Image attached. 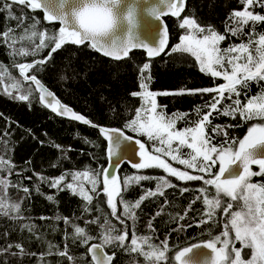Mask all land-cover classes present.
I'll list each match as a JSON object with an SVG mask.
<instances>
[{"label":"snow or ice","instance_id":"1","mask_svg":"<svg viewBox=\"0 0 264 264\" xmlns=\"http://www.w3.org/2000/svg\"><path fill=\"white\" fill-rule=\"evenodd\" d=\"M144 2L147 4L148 0ZM239 2L242 10L233 9L229 13L224 33L219 32L213 25L206 24L194 13L186 14L179 22V28L185 30L184 34L179 37L177 44L165 52L168 29L162 23V18L169 15L180 18L185 12L187 0H158V3L144 9L147 17L151 19L145 17L142 12L138 13L136 4L126 3V0H3L0 11H6L10 20L18 22L16 29L22 28L29 17L23 12L19 16L15 15L13 5L23 6L30 12L39 10L44 14V21L57 23L59 27L57 32L49 36L46 29L36 30L39 20L32 17V29H24L19 37L16 35V29L11 26L0 32V39L13 46L21 43L26 37L29 39L39 37V43L33 40L34 47L31 51L22 48L16 54L25 56L37 54L42 48L49 46L46 39L52 44L47 55L41 59L18 63L15 66L20 79L11 78V83H5L0 78V92L14 100L29 101L33 95V88L26 86L34 85L35 91L39 93V102L45 107L57 115L67 116L91 127H99L107 142L106 156L111 158L110 167L65 172L48 180L50 188L70 190L73 195H79L88 204H91L98 195L106 197L110 216L122 226L118 229L107 218L102 223L98 219L86 221V225L98 223L102 229L101 242L90 243L96 237L88 233L86 226L72 224L73 239L87 246L86 251L91 257L92 264H113L116 247L130 254L138 253L150 264H156L161 260L169 264H264V184L251 182L252 177L264 176V91L256 95H249L248 91L251 83L264 82V33L256 32V25L264 24V14L254 11L256 7L264 9V0ZM245 28H248L247 32L244 31ZM240 36H246L247 39L225 48L220 47V44L229 37ZM67 44L89 47L115 60L129 58L130 53L137 49L146 50L149 62H144L137 68L140 81L138 86L141 91L130 93L133 97H140L142 103L135 109L134 117L125 123L124 128L96 125L68 105L62 104L52 91L41 84L37 73L41 68L47 67L54 60L53 54ZM162 53L169 56L173 53L189 54L198 63L202 73L213 79H222L224 83L177 93L150 90L148 85V81L152 79L150 60ZM30 71L33 74H29ZM62 71L65 74H62L60 79L68 80L70 77L66 73L76 70L69 62ZM171 94L214 95L195 109L199 117L197 121L178 129L177 119H185L189 114L185 113L179 117L173 114L170 117L164 111L166 106L159 105L156 99L158 95ZM225 100L231 103L221 107ZM203 108L207 111L202 112ZM214 113L231 116L233 119L238 116L244 123L253 120L257 122L250 124L246 135L238 139L231 137L227 129L239 127V124L215 125L212 126L211 132L207 131L212 123L210 117ZM125 129L138 136H145L148 141H152L151 147H147L140 139L127 135ZM217 134L222 135L223 140L213 143ZM56 147L63 150L60 145ZM184 149L189 151L184 152ZM68 150L71 151L70 146ZM136 152H139V160L132 162L131 166L134 169L157 168L180 181H202L204 186L197 189L200 195L191 201L189 209L178 218L183 221L187 211L191 210V204L203 198L205 209L202 218L195 222V226L200 227L214 221L220 223L216 218V210L222 208L223 217L227 218L223 221L222 230L215 235L209 232L210 238L199 243L193 242L187 246H174L170 249L169 236H165L159 244L153 242L156 233L152 223L154 216L147 224L152 234H137L134 227L137 220L136 210L141 208L146 199L157 195L164 196L162 188H175L177 185L164 176L156 178L140 175L121 180L116 171L120 161L124 156L131 160L130 153ZM173 163L183 165L184 170L174 167ZM252 165H258L259 171H253ZM12 168L11 161L0 157V170L6 169L8 175H11ZM214 168L217 170L213 171ZM35 175L39 181L45 180L40 174ZM69 175L71 181L65 183ZM27 179L31 180L32 177L29 176ZM152 179L158 181L155 190H146L135 201L124 199L122 194L127 191L129 185ZM9 188L15 189L17 185L13 184L8 176L0 177V214L8 216L15 213V218L19 219L21 205L8 201L5 193ZM209 188L215 190L211 196ZM22 191L30 194L27 187ZM36 191H39V187ZM187 191L189 188L184 187L181 194ZM222 195L228 198L226 205L221 199ZM48 199L51 200L53 197L49 195ZM164 204L167 205L168 201L165 200ZM234 204L237 209L235 211ZM161 214V211H157L155 215ZM63 221L65 224L72 223L69 217H63ZM128 221L132 222L131 227ZM192 226L178 224L172 231H186ZM28 230L32 229L28 227ZM65 235L67 238V233ZM237 244L240 247H237ZM109 245L113 246L111 254L105 251V247ZM12 247L13 245H7L0 248V255L29 254L25 252L22 244L14 246L16 252H10ZM246 249L251 251L248 252ZM170 251L173 252V256H166ZM56 254L67 258L70 264L74 262L67 244ZM39 255L43 257L44 254ZM153 257L155 261H152ZM0 264L7 262L0 260Z\"/></svg>","mask_w":264,"mask_h":264},{"label":"trees","instance_id":"2","mask_svg":"<svg viewBox=\"0 0 264 264\" xmlns=\"http://www.w3.org/2000/svg\"><path fill=\"white\" fill-rule=\"evenodd\" d=\"M3 0H0V7ZM242 10L239 0H187L185 12L180 18L164 17L168 29V44L165 52L179 42V37L184 34L179 28V22L188 13H194L206 24L213 25L219 32L224 33L226 18L233 10ZM13 13L19 16L22 12L29 17L20 29H16L17 21L10 20L6 11H0V32L7 30L10 26L16 29V35L23 34L24 29H32V17L39 20L36 30H47L49 36L58 31L56 23H48L43 20L39 10L30 12L23 6L13 5ZM255 12L264 14V9L254 8ZM245 32L248 28L244 29ZM256 32L264 33V24L256 25ZM246 36L229 37L220 44L221 48L228 47L232 43H240L246 40ZM39 43V37L25 38L16 45L6 44L0 39V78L5 83H11V78H19V71L15 67L18 63H29L33 60L46 56L52 44L46 39L49 46L42 48L35 55L16 54L20 49L31 51L34 43ZM54 55V60L47 67L39 70L38 79L41 83L52 91L55 96L65 105L71 107L76 113L84 115L93 123L106 128H124L135 109L140 104L139 97H133L131 92L139 91V79L137 68L144 62H149L145 53L134 50L129 58L121 60H111L96 53L89 47L75 46L67 44L58 50ZM71 63L75 72L68 71V80H61L60 76L65 74L62 70L65 65ZM151 77L148 81L149 89L157 92L177 93L187 89H197L212 87L223 83L222 79H213L211 76L199 70L197 62L189 54L173 53L151 58ZM29 74H33L31 71ZM74 77V78H73ZM26 87H32L27 85ZM33 88V87H32ZM249 95H256L264 91V82L250 84ZM15 95V92H14ZM214 94L188 95L171 94L158 95L156 97L159 105H165L164 111L168 113L178 112L189 114L187 122L199 119L195 113L198 106H202L206 100ZM227 95V94H226ZM243 99V97H242ZM231 103L225 100L223 107ZM207 111L206 108L202 112ZM212 121L207 131L211 132L212 126L237 125L239 127L228 128L231 137L242 138L252 123L257 121L242 122L237 116L218 115L216 113L210 117ZM126 134L131 135L142 142L147 141L125 129ZM8 133V135H4ZM223 136L217 134L213 143H219ZM43 141V143H41ZM56 145L62 146L63 150L57 149ZM69 146L71 151H69ZM0 157L11 161L13 166L12 174L8 175L7 170H0V177L8 176L10 181L17 185V188H9L5 195L10 203H20V217L15 218V213L5 216L0 214V248L13 245L10 252H16V244H22L25 252L29 254L21 255H0V260L7 264H70L65 257L56 254L68 245L69 254L74 257L72 264H91L87 255V246L79 240L73 239L72 224L87 228L89 234L96 237L90 243H100L102 229L99 224H87L86 221L98 219L103 222L105 218L111 220L118 229L122 226L110 216V209L106 202V197L96 196L91 204L84 201L79 195H73L70 190H58L50 188L48 180L59 177L65 172L77 170L95 169L99 170L105 166V141L99 132L92 127L82 125L55 115L51 109L41 105L33 89V95L29 101L14 100L0 92ZM252 165V170L257 168ZM217 170V169H216ZM213 169V171H216ZM118 177L123 180L125 177L147 175L151 177H166L175 188H162L164 196L157 195L146 199L141 208L137 211V220L134 225L137 234L151 235L147 227L150 218L156 228L153 242L159 244L165 236H169V248L174 246H187L190 243H198L206 240L212 235L218 234L222 230V224L226 217H223V209L216 210V218L220 223L211 222L195 226V222L202 218L205 205L203 198L191 204V210L183 221L179 220V215L189 209V205L196 196L200 195L198 188L203 187L202 181H180L175 177L168 176L161 169H134L126 163L118 168ZM40 174L45 178L39 181L35 174ZM31 176L29 180L27 177ZM67 181H71L69 175ZM65 181V183L67 182ZM251 182L264 184V176H255ZM157 179L142 180L139 184L133 183L123 192L126 201H135L148 189H156ZM24 187L29 188L30 194L22 191ZM39 187V191L36 188ZM88 187V185H86ZM187 187L189 191L181 194V189ZM215 190L209 188V195H213ZM51 195L53 199H48ZM226 205L228 198L221 196ZM168 204L165 205L164 201ZM234 208L236 205L234 204ZM162 214L156 216V212ZM118 211V215H119ZM45 217L47 219H41ZM60 217V219H57ZM63 217H69L71 224H65ZM132 226V222H127ZM178 224H192L186 231L172 229ZM32 230L29 231L28 227ZM67 233V238L66 234ZM203 233V235H201ZM158 237V239H156ZM195 238V239H193ZM131 231L129 232V240ZM50 245L52 247H50ZM237 247L239 244L236 245ZM145 250H147L145 246ZM248 249H246L247 251ZM105 251L111 254L113 246L105 247ZM116 256L113 264H150L142 255L138 253H128L119 247L115 248ZM30 253H37L33 256ZM43 253V257L39 254ZM52 253V254H49ZM172 257L173 252L166 253ZM155 261V257L152 258ZM156 264H169L167 261H159Z\"/></svg>","mask_w":264,"mask_h":264},{"label":"water","instance_id":"3","mask_svg":"<svg viewBox=\"0 0 264 264\" xmlns=\"http://www.w3.org/2000/svg\"><path fill=\"white\" fill-rule=\"evenodd\" d=\"M126 3H135L136 4V6H137V9H138V13H143V15L145 16V17H147V13L146 12H144V9L145 8H147V7H151L154 3H158V0H148V3L147 4H145V2H144V0H139V2L137 3V0H126ZM41 12V11H40ZM41 14H42V18H43V12H41ZM167 17V16H166ZM169 17H172V16H170L169 15ZM148 19H151V17H147ZM174 18V17H173ZM44 20V19H43ZM162 23L164 24V25H166L165 24V21H164V17L162 18ZM57 24V23H56ZM58 27H59V25L57 24V29H58ZM137 50H140V51H143L144 53H145V56H146V58H148L147 57V54H146V50H142V49H137ZM96 53H98L99 55H101V56H103V57H105L104 55H102L100 52H97V51H95ZM157 57V56H156ZM106 58H109V57H106ZM153 58H155V57H153ZM109 59H111V60H115V59H112V58H109ZM149 59V58H148ZM42 84V83H41ZM43 85V84H42ZM32 87H33V89H34V92L36 93V95H37V99H38V96H39V93L38 92H36L35 91V87H34V85H32ZM48 89V88H47ZM49 90V89H48ZM57 98V97H56ZM38 101H39V99H38ZM40 103V102H39ZM62 103V102H61ZM41 105H43L42 103H40ZM63 104V103H62ZM44 106V105H43ZM45 107V106H44ZM47 108V107H46ZM48 109H50V108H48ZM74 111V110H73ZM54 113V112H53ZM55 115H57L56 113H54ZM79 114V113H78ZM57 116H59V117H62V118H64V119H67V120H70V121H74V122H77V123H79V124H82V125H86V124H83L82 122H79V121H76V120H73V119H70V118H68L67 116H60V115H57ZM87 126H89V127H91L90 125H87ZM92 128H95L98 132H99V134L101 135V137L104 139V141H105V157H106V163H105V166L104 167H110L111 166V158H109L108 156H106V147H107V142H106V140H105V138H104V136H103V134H101V132L99 131V127H92ZM128 135V134H127ZM135 138V137H134ZM130 155H131V160H129V158H128V156H124V158H123V160H121L120 161V163H119V167L123 164V163H126V164H128L129 166H131L132 165V162H138V160H139V152H136L135 154H131L130 153ZM118 167V168H119ZM132 167V166H131ZM116 171H118V169L116 170ZM118 173V172H117ZM199 243V242H198ZM205 252H209L210 250H204ZM87 255H88V257H89V259H90V261H91V257H90V255L87 253ZM202 258V257H201ZM91 264H92V262H91Z\"/></svg>","mask_w":264,"mask_h":264},{"label":"rangeland","instance_id":"4","mask_svg":"<svg viewBox=\"0 0 264 264\" xmlns=\"http://www.w3.org/2000/svg\"><path fill=\"white\" fill-rule=\"evenodd\" d=\"M182 19V18H181ZM197 65H198V63H197ZM198 67H199V65H198ZM223 83H224V81H223ZM139 91H141V89L139 88ZM139 99H140V104H139V106L138 107H140V105H141V103H142V100H141V98L139 97ZM173 114H175V116L176 117H179V116H182L183 114L182 113H178V112H173V113H168L167 115L168 116H173ZM134 115H135V112H134V114H133V116H132V118L134 117ZM131 118V119H132ZM198 119H196V120H193V121H191V122H195V121H197ZM188 120H186V118L185 119H177V123H176V127L178 128V129H180V128H184V127H186V126H188V124H189V122H187ZM190 122V123H191ZM128 130V129H127ZM130 131V130H129ZM131 132V131H130ZM133 134H135V135H137L136 133H133ZM246 135V134H245ZM138 136V135H137ZM139 137H141L142 139H144L145 141H147V143H148V146H149V148L151 147V145H152V141H148L147 140V138L145 137V136H139ZM243 138V137H242ZM184 152H188L189 150L188 149H184L183 150ZM170 163H171V161H170ZM173 166L174 167H177V168H179V169H181V170H184V166L183 165H179V164H176V163H173ZM254 167H256L257 168V171H259V168H258V165H255ZM215 169V168H214ZM216 170V169H215ZM189 172H192V170H188ZM192 174H196V173H192ZM68 182V181H67ZM66 182V183H67ZM235 210H237L236 208H233V211H235ZM238 247H240V245L238 246ZM248 252H250L251 250L250 249H248L247 250Z\"/></svg>","mask_w":264,"mask_h":264}]
</instances>
